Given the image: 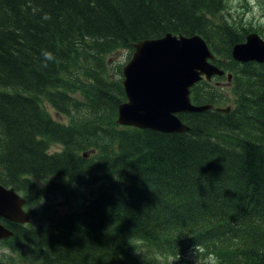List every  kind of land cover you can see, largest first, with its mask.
I'll return each instance as SVG.
<instances>
[{
    "label": "trees",
    "instance_id": "trees-1",
    "mask_svg": "<svg viewBox=\"0 0 264 264\" xmlns=\"http://www.w3.org/2000/svg\"><path fill=\"white\" fill-rule=\"evenodd\" d=\"M227 8L225 0H0V185L27 206L43 192L40 177L94 188L80 209L45 226L0 219L33 261L173 264L195 250L211 264H264V64L231 59L249 28L228 21ZM167 33L203 37L232 75L230 111L179 114L185 133L119 126L122 65L109 76L107 56L124 50L130 59L139 41ZM219 90L202 80L191 101L227 107ZM53 144L61 151L50 153Z\"/></svg>",
    "mask_w": 264,
    "mask_h": 264
},
{
    "label": "water",
    "instance_id": "water-1",
    "mask_svg": "<svg viewBox=\"0 0 264 264\" xmlns=\"http://www.w3.org/2000/svg\"><path fill=\"white\" fill-rule=\"evenodd\" d=\"M231 58L237 63H264V40L249 33L245 41L235 44ZM214 54L200 35L166 34L157 39L139 41L130 60L122 69V86L126 101L118 107L117 124L162 133H185L189 128L178 118L180 113L214 110L228 113L230 107L194 105L190 89L203 78L222 77L215 66ZM228 81L231 75L227 76ZM26 200L13 189L0 185V219L26 224L29 215L23 210ZM13 233L0 224V240Z\"/></svg>",
    "mask_w": 264,
    "mask_h": 264
},
{
    "label": "rangeland",
    "instance_id": "rangeland-1",
    "mask_svg": "<svg viewBox=\"0 0 264 264\" xmlns=\"http://www.w3.org/2000/svg\"><path fill=\"white\" fill-rule=\"evenodd\" d=\"M227 4V12L224 17L232 22H240L249 28V33H256L264 39V0H225ZM212 20V19H211ZM212 21H216L213 19ZM248 33V34H249ZM246 37V36H245ZM245 41V40H244ZM243 41V42H244ZM129 52L117 51L107 56L108 75L114 76L117 73V66L122 67L128 62ZM212 85H216L223 94L227 104L233 103V80L227 83L225 79L211 81ZM75 97L80 98V93H76ZM43 108L55 121L67 124L68 119L64 115L57 113L50 105L44 103ZM61 147L53 144L49 150L50 153L61 151ZM37 188L42 190L40 198L27 207L26 211L31 217L33 227L45 226L51 220L57 219L69 212L80 209V205L92 195L94 188L85 190L74 189V185L66 184L62 179L53 177H40L34 180ZM74 191V192H73ZM74 195L77 197L73 199ZM65 198V199H64ZM197 251H191L183 257L182 262H172L173 264H211L212 260L207 256L200 255ZM0 264H40L33 261L32 249L30 246L21 242L4 240L0 241Z\"/></svg>",
    "mask_w": 264,
    "mask_h": 264
},
{
    "label": "flooded vegetation",
    "instance_id": "flooded-vegetation-1",
    "mask_svg": "<svg viewBox=\"0 0 264 264\" xmlns=\"http://www.w3.org/2000/svg\"><path fill=\"white\" fill-rule=\"evenodd\" d=\"M24 209H25V207H24ZM16 225H18V224H16Z\"/></svg>",
    "mask_w": 264,
    "mask_h": 264
},
{
    "label": "bare ground",
    "instance_id": "bare-ground-1",
    "mask_svg": "<svg viewBox=\"0 0 264 264\" xmlns=\"http://www.w3.org/2000/svg\"><path fill=\"white\" fill-rule=\"evenodd\" d=\"M143 243V242H142ZM160 244V243H159ZM143 245V244H142Z\"/></svg>",
    "mask_w": 264,
    "mask_h": 264
}]
</instances>
